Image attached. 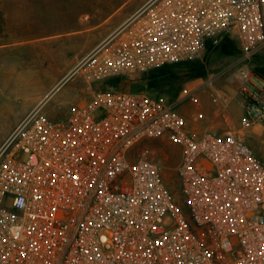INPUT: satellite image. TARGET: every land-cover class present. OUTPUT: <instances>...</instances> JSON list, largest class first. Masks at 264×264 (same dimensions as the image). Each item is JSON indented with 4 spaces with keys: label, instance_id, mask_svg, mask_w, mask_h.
Masks as SVG:
<instances>
[{
    "label": "built area",
    "instance_id": "built-area-1",
    "mask_svg": "<svg viewBox=\"0 0 264 264\" xmlns=\"http://www.w3.org/2000/svg\"><path fill=\"white\" fill-rule=\"evenodd\" d=\"M226 35L242 44L247 119L264 125L251 66L264 0H147L82 66L99 79L144 72ZM44 105L0 146V264H264V161L232 128L197 135L177 101L147 92L97 91L61 122ZM164 136L181 148L189 217L161 164L134 153Z\"/></svg>",
    "mask_w": 264,
    "mask_h": 264
},
{
    "label": "rangeland",
    "instance_id": "rangeland-1",
    "mask_svg": "<svg viewBox=\"0 0 264 264\" xmlns=\"http://www.w3.org/2000/svg\"><path fill=\"white\" fill-rule=\"evenodd\" d=\"M146 1L0 0V42L14 40V36L16 40H20L25 34L49 36L64 34L65 36L63 50L50 48L40 54L24 50L18 52V59L24 60L23 65L26 70L45 69L35 64L36 59H41L47 64L72 58L80 59L73 70L74 74L54 89L52 88L56 76H45L40 73L38 76L40 82L28 84L33 92L31 96L14 100L17 106L21 109L27 107L40 96L51 91L47 96L43 113L53 121H65L75 106L89 99L93 93L103 90V82L110 78L95 77L88 65L82 66L83 62L121 28L118 27L120 23H125L126 19L134 15ZM108 17L109 20L106 22L105 19ZM94 25L98 27L91 29ZM79 29L82 31L78 37L70 36L69 33ZM230 39L236 46L237 51L234 55L226 53L222 38L221 42L215 41L209 49L206 44L200 56L194 60L202 64L200 73L189 78L187 76L183 81L167 86L165 91L176 97L178 111L188 116L190 121L206 125L210 131L218 134L232 128L250 145L255 155L264 161V125L249 121L244 109H241L242 115L239 116V120L229 113V108L239 103L241 99L237 94L240 85L238 70L243 54L239 39L235 35L230 36ZM21 65L18 63V66ZM251 66L255 71L260 70L262 76L264 50L252 59ZM124 76L137 79L141 73ZM210 82L214 83L213 87L208 86ZM123 89L130 91L129 88ZM225 115L230 119L229 121H226ZM20 120V113L16 111L0 114V146ZM142 152H147L161 164L166 182L175 192L180 191L177 168L181 161V148L175 145L169 136H164L146 139L135 147V154Z\"/></svg>",
    "mask_w": 264,
    "mask_h": 264
},
{
    "label": "crops",
    "instance_id": "crops-1",
    "mask_svg": "<svg viewBox=\"0 0 264 264\" xmlns=\"http://www.w3.org/2000/svg\"><path fill=\"white\" fill-rule=\"evenodd\" d=\"M140 9V8H139ZM138 9V10H139ZM137 10V11H138ZM136 11V12H137ZM113 16V15H111ZM133 15L128 17L125 21L131 18ZM106 22L109 20V17L105 19ZM120 23L118 27H122L124 24ZM98 27L94 25L91 29ZM82 30H75V32L69 33L71 37L76 35L77 37L80 35ZM65 36L64 34H54V35H27L25 34L23 39L16 40V36H14V40L8 42H0V114H6L8 112H19L21 120L19 124L24 120V118L37 106L41 104H45L48 100L47 96L51 91L47 92L43 96H40L37 100L30 103L27 107L19 108L16 104V98L20 97H29L33 93L30 87L28 86L31 82H40V78L38 76L40 73L45 76L54 75L56 76V81L52 89L58 86L63 80L69 79L73 74L74 68L80 62L79 58H72L71 60H62L61 62H52L51 64H47L43 62L41 59H36L34 62L38 67H44L45 69L42 71H34V70H26L23 65L24 60L18 59V52L24 51H32L40 54L42 51H48L50 48H55L57 50L65 49L64 44ZM60 44V46H59ZM69 48H71L69 46ZM74 50V47L72 48ZM79 49V48H76ZM18 63H21V66H18ZM262 69V68H261ZM264 70V69H263ZM257 75L264 80V71L261 76L260 70H256ZM51 89V90H52ZM14 101V102H13ZM230 105V103L228 104ZM230 107V106H229ZM232 109V110H231ZM241 109H243L242 101L240 99L239 103L233 104L229 108V113L235 117L236 120H239V116L242 115ZM227 116V115H225ZM191 122V127L197 135H201L206 131H210V129L203 124H199V122ZM18 124V125H19ZM17 125V126H18ZM16 126V127H17ZM15 127V128H16ZM9 133L6 139L10 136V134L14 131V129Z\"/></svg>",
    "mask_w": 264,
    "mask_h": 264
},
{
    "label": "trees",
    "instance_id": "trees-1",
    "mask_svg": "<svg viewBox=\"0 0 264 264\" xmlns=\"http://www.w3.org/2000/svg\"><path fill=\"white\" fill-rule=\"evenodd\" d=\"M222 40L226 53L228 55H234L237 50L234 42L230 39V36L226 35L222 38ZM214 42V40H209L206 43L207 48L209 49ZM195 59L166 64L158 68L140 72L141 76L137 79L124 75L110 77L103 82L104 88L101 91H124L123 88H129L130 92H147L152 96H164L167 97L170 102L175 103L177 101L176 97L171 96L169 92L165 91V88L167 86H172L177 82L183 81L187 76L188 78L193 75L197 76L202 69V64L194 61ZM173 192L182 211L187 215V217H189L190 210L186 198L181 193V190L178 192L173 190Z\"/></svg>",
    "mask_w": 264,
    "mask_h": 264
}]
</instances>
